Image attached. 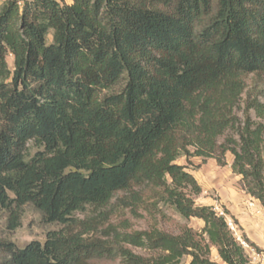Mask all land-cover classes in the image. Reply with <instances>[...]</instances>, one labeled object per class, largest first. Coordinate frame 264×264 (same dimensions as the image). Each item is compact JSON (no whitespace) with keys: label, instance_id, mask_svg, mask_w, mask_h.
I'll list each match as a JSON object with an SVG mask.
<instances>
[{"label":"trees","instance_id":"1","mask_svg":"<svg viewBox=\"0 0 264 264\" xmlns=\"http://www.w3.org/2000/svg\"><path fill=\"white\" fill-rule=\"evenodd\" d=\"M251 75L261 87L241 119ZM227 153L264 208V0L0 6V208L11 232L29 204L62 226L22 249L0 241V264H253L229 212L197 206L202 187L177 163L225 166ZM166 209L203 229L163 231Z\"/></svg>","mask_w":264,"mask_h":264},{"label":"rangeland","instance_id":"2","mask_svg":"<svg viewBox=\"0 0 264 264\" xmlns=\"http://www.w3.org/2000/svg\"><path fill=\"white\" fill-rule=\"evenodd\" d=\"M5 1L6 0H0V6ZM52 40L53 38L51 33L47 38L48 44L52 43ZM9 64L11 66L13 65L12 58H9ZM247 85V93L244 96L240 110L237 111V114L241 119H243V109L245 108V101L248 96L247 94H249L252 90L255 91L261 83L256 77L251 75L247 78ZM252 117L255 119L254 113H252ZM222 141L223 140H221V142ZM30 150L31 154H34L37 151L33 144L30 145ZM224 159L225 166H219L215 159H209L204 162L201 158H192L188 161L183 157L180 158L177 163L179 165L186 166L188 171L195 176L198 183L202 187L203 193L195 199L196 205L214 207L221 215H223L225 210H227L229 213L225 214V216L227 217L228 222H233L237 236L243 240L242 236H247L249 234L251 240L260 246L259 248L261 251L257 252L248 245L249 248L247 251L253 261V264H264V208L261 209V207H259L257 210V205L255 207L249 206L252 202V197L244 191L241 181L242 178L240 176H236L231 169L234 157L230 153H227ZM237 200L243 201L244 209L250 210L252 208V213L255 214V216L251 213L247 214L246 212L245 214L247 215L245 217H256L258 225L254 227L255 229L247 227L248 232H244V229L241 228L239 224L234 223L230 210L234 209ZM166 215L168 219L159 220L158 227L163 231H167L172 234H178L183 226H188L195 231H201L204 227L203 221L198 219H182L178 214L170 209H166ZM80 217L82 218L84 216ZM122 219V215H113L112 222L120 224ZM20 224L21 226L19 229L11 232L9 230L8 212L0 208V241L12 242L18 249H22L32 241H40L44 243L49 232L57 231L62 227L59 224H49L45 222L42 213L31 204L25 206L21 211ZM150 225L151 224L147 218L139 220L129 218V227L132 228V230H145L149 228ZM131 249L137 254H146L143 250L136 248ZM211 258L214 261L221 262L216 249H213ZM189 261L190 259H186L185 264H188ZM93 264L118 263L109 260H100L94 262Z\"/></svg>","mask_w":264,"mask_h":264},{"label":"crops","instance_id":"3","mask_svg":"<svg viewBox=\"0 0 264 264\" xmlns=\"http://www.w3.org/2000/svg\"><path fill=\"white\" fill-rule=\"evenodd\" d=\"M251 203L254 204V206L252 207H256V209L258 210L259 207H261V209H263V207L260 205V203L256 200H254L253 198H251ZM250 206V204H249ZM251 207V206H250ZM229 210V209H228ZM231 215L238 221V224L241 228L244 229V232H248V228L250 227L252 229H255L254 227H256L258 225V222L256 221V217H245L248 213H252V208L250 210L244 209L243 207V201L237 200L234 206V209H231ZM247 212V214H245ZM255 216V214H253ZM247 235V234H246ZM248 239H250V241L253 242V240H251L249 234L247 235ZM255 243V242H253ZM256 244V243H255ZM258 247H260L258 244H256Z\"/></svg>","mask_w":264,"mask_h":264},{"label":"built area","instance_id":"4","mask_svg":"<svg viewBox=\"0 0 264 264\" xmlns=\"http://www.w3.org/2000/svg\"><path fill=\"white\" fill-rule=\"evenodd\" d=\"M250 206L252 207V206H254V204H253V203H250ZM228 224H229V226L231 227V229H232L233 231H235L233 222L229 221ZM236 236H237V234H236ZM237 237H238V236H237ZM238 240L241 242V244H242L246 249L249 248L248 244H247L244 240H241L240 237H238Z\"/></svg>","mask_w":264,"mask_h":264}]
</instances>
